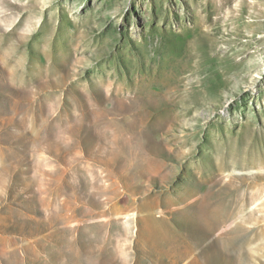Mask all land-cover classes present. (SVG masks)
Instances as JSON below:
<instances>
[{
    "label": "rangeland",
    "instance_id": "1",
    "mask_svg": "<svg viewBox=\"0 0 264 264\" xmlns=\"http://www.w3.org/2000/svg\"><path fill=\"white\" fill-rule=\"evenodd\" d=\"M0 264H264V0H0Z\"/></svg>",
    "mask_w": 264,
    "mask_h": 264
}]
</instances>
